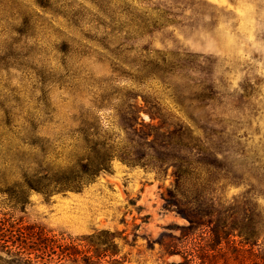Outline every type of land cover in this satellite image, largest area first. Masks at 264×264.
Wrapping results in <instances>:
<instances>
[{"label": "rangeland", "instance_id": "obj_1", "mask_svg": "<svg viewBox=\"0 0 264 264\" xmlns=\"http://www.w3.org/2000/svg\"><path fill=\"white\" fill-rule=\"evenodd\" d=\"M73 1L90 15L67 55L65 38L0 36V135L64 167L90 109L118 154L80 192H31L22 210L0 162V220L112 252L100 264H249L209 246L251 222L264 256V0Z\"/></svg>", "mask_w": 264, "mask_h": 264}, {"label": "trees", "instance_id": "obj_2", "mask_svg": "<svg viewBox=\"0 0 264 264\" xmlns=\"http://www.w3.org/2000/svg\"><path fill=\"white\" fill-rule=\"evenodd\" d=\"M84 2L93 3V0ZM89 15V10L83 3L76 5L73 0H0V36L42 40L65 38L66 41L61 42L57 51L67 55L70 49V30L82 32L83 20ZM140 33L142 32L125 33V37L130 40ZM176 105L183 111L181 104ZM101 108L102 106L97 107ZM90 111H85V117L80 120L82 154L64 167H56L48 162L49 154L43 153L40 157L33 150L35 144L31 143L30 150L23 151L12 138L14 135H0L1 164L19 172L18 181L12 182L13 187L16 186L18 190H11L9 194L13 210L24 209L31 192L45 197L80 192L101 174L109 173L110 164L117 157L118 150L110 138L104 140L99 119L92 118ZM30 124L32 127L36 126L32 120ZM16 177L13 174L11 178ZM258 240V232L251 222L245 225L235 223L231 228L222 224V228L213 231V246L209 248L212 250L214 247H222L223 244H236V251L233 252L235 260L264 264V256L256 250ZM91 252L92 255H89V251L83 253L73 239L51 236L44 228L26 224L13 215H5L0 220V254L5 256H0V263L100 264L106 253H112L99 248Z\"/></svg>", "mask_w": 264, "mask_h": 264}]
</instances>
